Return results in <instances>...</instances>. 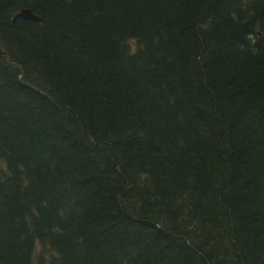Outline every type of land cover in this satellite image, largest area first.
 Listing matches in <instances>:
<instances>
[{
  "label": "trees",
  "instance_id": "trees-1",
  "mask_svg": "<svg viewBox=\"0 0 264 264\" xmlns=\"http://www.w3.org/2000/svg\"><path fill=\"white\" fill-rule=\"evenodd\" d=\"M0 51V264H264V0H0Z\"/></svg>",
  "mask_w": 264,
  "mask_h": 264
},
{
  "label": "water",
  "instance_id": "water-1",
  "mask_svg": "<svg viewBox=\"0 0 264 264\" xmlns=\"http://www.w3.org/2000/svg\"><path fill=\"white\" fill-rule=\"evenodd\" d=\"M17 20L26 21V22H33V23H40L41 18L34 15L31 10L29 9H22L18 13H16L13 18L12 22H15ZM1 53V51H0Z\"/></svg>",
  "mask_w": 264,
  "mask_h": 264
}]
</instances>
